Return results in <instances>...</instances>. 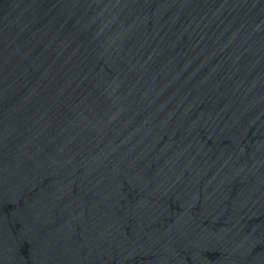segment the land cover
<instances>
[{"label":"water","instance_id":"obj_1","mask_svg":"<svg viewBox=\"0 0 264 264\" xmlns=\"http://www.w3.org/2000/svg\"><path fill=\"white\" fill-rule=\"evenodd\" d=\"M0 264H264V0H0Z\"/></svg>","mask_w":264,"mask_h":264}]
</instances>
